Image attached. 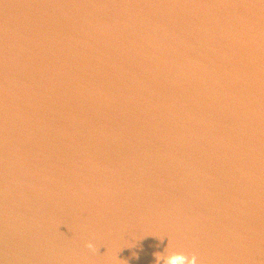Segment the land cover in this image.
Masks as SVG:
<instances>
[{"label":"water","instance_id":"1","mask_svg":"<svg viewBox=\"0 0 264 264\" xmlns=\"http://www.w3.org/2000/svg\"><path fill=\"white\" fill-rule=\"evenodd\" d=\"M169 251L264 264V0H0V264Z\"/></svg>","mask_w":264,"mask_h":264},{"label":"clouds","instance_id":"2","mask_svg":"<svg viewBox=\"0 0 264 264\" xmlns=\"http://www.w3.org/2000/svg\"><path fill=\"white\" fill-rule=\"evenodd\" d=\"M87 247L92 248L91 243L87 244ZM156 260L161 258V253L157 252L154 254ZM165 264H197L196 256L194 254L188 255L180 251H169L164 255Z\"/></svg>","mask_w":264,"mask_h":264}]
</instances>
